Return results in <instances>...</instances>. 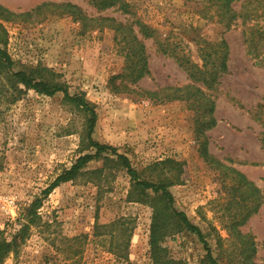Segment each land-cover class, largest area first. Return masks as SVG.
<instances>
[{
	"label": "rangeland",
	"instance_id": "rangeland-1",
	"mask_svg": "<svg viewBox=\"0 0 264 264\" xmlns=\"http://www.w3.org/2000/svg\"><path fill=\"white\" fill-rule=\"evenodd\" d=\"M95 1L0 0V47L16 71H35L84 95L97 112L94 140L116 146L142 179L173 182L175 208L201 229L220 264H250V253L264 264V0H232L230 28L232 12L222 0H116L108 8ZM67 2L86 17L66 12ZM138 19L150 35L139 32ZM129 23L148 56L150 73L137 81L116 33ZM223 39L228 69L213 78L202 48L223 55ZM9 77L0 70V238L10 240L27 224L24 207L37 198L42 205L3 264H154L152 221L164 205L151 189L147 202L137 201L142 195L132 191L117 155L104 152L74 180L42 193L81 155L95 153L91 113L62 91L48 95ZM193 85L204 93L189 95ZM169 86L184 88L183 98L160 101L148 93L172 98ZM167 159L177 163L156 165ZM237 171L258 186L260 199ZM177 221L164 222L157 244L179 264H205L203 241Z\"/></svg>",
	"mask_w": 264,
	"mask_h": 264
},
{
	"label": "trees",
	"instance_id": "trees-1",
	"mask_svg": "<svg viewBox=\"0 0 264 264\" xmlns=\"http://www.w3.org/2000/svg\"><path fill=\"white\" fill-rule=\"evenodd\" d=\"M223 1V8L226 13H229L230 11L231 16L227 20L228 23V28L231 27V21L237 14V11L233 8L230 7L231 1L232 0H222ZM44 5L46 4H52L55 5L56 3H42ZM41 5L37 6L34 8V10H38L41 8ZM116 4V0H96L95 5L98 8H108L110 6H113ZM65 7L66 12H71L74 15H79L80 17H86L84 15L79 14V8L72 4L71 2H67L63 4ZM120 8L125 10V7H127V4L124 2L120 3ZM33 10V11H34ZM127 11V10H125ZM136 26L139 27V32H141L143 35H150V32L152 31V28L148 26L146 23L142 22L141 20H136ZM120 25V24H119ZM116 33L117 35L121 36V41L124 42L126 48L125 56L127 58L128 62V68L129 64L130 67L133 68L132 72L129 73L133 81H137L144 76L148 75L150 73L148 69V56L146 55V48L145 44L143 41L138 37V31L135 30L133 23H129L127 25H120L116 26ZM1 39V38H0ZM4 40V39H2ZM218 45L224 49L223 55H221V52L217 53V51H211L208 52L207 48H202V52H204L205 56L203 55V66L209 63L206 60H211L213 63V66L215 68L213 75L214 77L218 76V72H224L228 69V64H227V59H228V45L227 42L223 39ZM264 48V46H263ZM218 56H215V55ZM14 61L11 58V56L8 54V52L0 47V70L1 72H6L7 75H9V80L12 82H18L24 84L28 88H32L38 92L46 93L48 95H54L59 91H62L66 97V99L70 100L73 102L75 105L83 108L85 111L91 113V118H90V124H89V145L91 147H95L96 151L95 153H88L81 155L76 162L68 169L64 170L62 174H60L54 182L51 183L50 186H48L42 193L44 195L50 194V192L55 189L57 186L61 185L64 182L74 180L77 175L82 171V169L86 166V164L90 161H92L96 157L102 156L104 152L110 151L112 154L117 155V160H119L122 163V166L127 169L128 173L131 176L132 180V186L133 189L132 191H139V194L142 196H139L137 201L140 202H147L145 196H149L147 190L151 189L152 192L158 196V200L161 201L160 203L163 206L162 209H156L155 207V213L153 216V221H152V228H151V245L153 247V256H154V264H179L177 261L173 259H169L166 257V250L162 247H160L158 243V237L159 234H161L162 229L164 230L163 224L166 222L168 219L172 217H176L178 219L177 225L181 228H187L188 230H191L192 232H195L198 234L200 239L203 241L205 248L207 249V254L205 255V259L203 260L205 264L209 262L210 264H220V262L217 260V258L213 255L211 248H209L208 243L206 240H204V235L201 231V229L194 225L190 219L188 218L187 214L183 211H179L175 208L174 206V196L169 190V186L174 184L173 182H169L167 180H159V181H153V180H147V179H142L140 177V174L138 170L133 167L131 164V161L129 158L125 155L119 152L118 148L116 146H112L109 144L105 143H100L92 137L96 119H97V112L91 102H89L84 95H72L69 93L68 89L63 86L62 84L54 83L51 82V80L45 79V78H38L36 76L35 71L33 72H28L27 70H18L16 71L13 67ZM201 74H202V70ZM43 76V75H42ZM120 76V75H119ZM196 79H199L197 77ZM190 88L188 90L189 95H194L195 97L201 96L200 93L203 92L202 89L199 87H196L195 85L187 87ZM192 88V89H191ZM167 90H172L174 92V96L172 98H162L163 96H160L159 90L155 91H148L150 96L152 98H155L156 100H171V99H182L183 98V89L182 87H165ZM179 91H182L179 93ZM204 93V92H203ZM211 100V99H210ZM210 107L208 108L209 114H211L209 122L212 125H215L217 122L216 118L212 113L214 112V102L210 101ZM262 141V146L264 148V133L261 137ZM214 159L211 155L208 157V159ZM215 162H218V160L214 159ZM164 162H169V163H177V161L172 160V159H167L165 161H161L156 165L163 164ZM237 174L239 176V179L242 183L243 186L246 188L250 189L253 195L257 197V199H260L262 197V193L258 186L255 185L253 181L248 179L244 173L237 171ZM138 194V195H139ZM163 202V203H162ZM262 203V202H260ZM258 203V204H260ZM42 205V199L37 198L33 202H31L28 206L23 208V211L21 212L20 216H23L27 218L28 222L27 224H23L21 228L13 235V237L8 240L7 238L3 237L0 238V264H3L7 256L11 253L14 252L19 245H21V242L25 239L26 234L28 232V229L30 228V225L32 223H36V220H39L40 215L38 212V209ZM171 211V212H169ZM253 211H256L253 210ZM250 213L248 214V216ZM116 225V223L113 224V226ZM101 227H106V224H98L96 225V228H101ZM76 239H79L80 237H75ZM248 242L250 243L252 253L254 254L256 252V244L252 239H248ZM115 253H117V250L113 247L112 248ZM251 254V253H250ZM249 254V258H247L246 261H248L250 264H255V262L252 260L251 261V255ZM127 253L123 255L126 256ZM122 256V255H120Z\"/></svg>",
	"mask_w": 264,
	"mask_h": 264
}]
</instances>
